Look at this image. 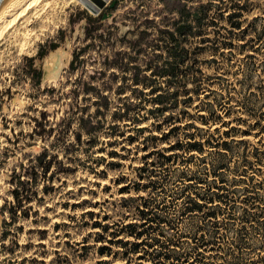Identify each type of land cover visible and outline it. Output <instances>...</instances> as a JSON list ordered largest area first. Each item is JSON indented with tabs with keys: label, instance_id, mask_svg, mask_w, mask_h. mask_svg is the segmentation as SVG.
I'll list each match as a JSON object with an SVG mask.
<instances>
[{
	"label": "rangeland",
	"instance_id": "374dc122",
	"mask_svg": "<svg viewBox=\"0 0 264 264\" xmlns=\"http://www.w3.org/2000/svg\"><path fill=\"white\" fill-rule=\"evenodd\" d=\"M111 1L107 0V6ZM236 2L243 7L242 12L231 19L230 14L238 11ZM190 3L207 8L206 21L201 34L186 40V61L179 64L181 73L171 78L156 72L155 63L151 62L157 53L159 64H165L169 58L168 43L159 40L149 43L148 39L157 38L152 34L142 40L145 45H132L152 25L149 21L172 23L179 19V12L167 9L162 0H118L108 23L119 26L115 46L128 51L133 62L126 71L116 66L110 71L118 70L113 80L115 87L125 84L129 90L121 97L112 95V108L93 144H88L89 137L83 134L82 142L76 143L72 151L66 145L75 141L76 130L71 129L63 142L56 135L68 98L53 97L43 89L58 87L67 80L65 71L73 51L84 43L83 12H93L82 0H27L0 24V264H99L104 260L121 263L125 259L122 243L134 240L121 229L137 220L139 201L130 198L147 195L149 190L144 186L147 180L139 191L134 183L137 166L142 164L146 153L144 145L148 144V149L155 145L166 148L178 139L184 142L194 136L206 139L210 133L236 141L223 156L226 163L223 177L240 187L242 198L255 193L257 199L251 211L259 216L253 217L240 233L243 240L239 248L233 238L241 228L242 208L230 219H224L227 223L220 228L217 244L200 247L203 251L200 261L189 255L185 262L170 259L164 264H264V158L259 162L253 155L255 146L264 149V0H190ZM138 25V30L128 32ZM53 42L60 46L40 58L41 47L48 48ZM28 57H33L34 66L42 70L40 85L31 74H26ZM58 60L62 63L60 70L46 75ZM87 62L88 73L94 67H102L100 61L93 62L92 58L88 57ZM77 75L76 71L72 77ZM175 84L183 85L184 89L179 104L165 114L149 113L156 95L151 87ZM132 87L144 88V93H132ZM125 98L139 107L119 119L114 110ZM170 114L176 117L173 122L166 120ZM43 117L48 120V128L55 127L48 136L35 132L37 120ZM172 126L174 129L169 133ZM216 137L212 139L214 142ZM238 140L247 144L241 148ZM45 151L51 162L47 174L38 164V156ZM201 152L189 157L188 149L181 151L180 162L171 165V169L211 168L216 148L205 143ZM27 171L31 173V198L19 207L12 194L15 187L12 178ZM178 178L167 192L159 193L158 201L178 205L167 212L175 220L174 232L182 235L177 248L182 252L191 245L193 232L200 231L203 223L199 215L180 216L183 198L174 196L170 190L178 189L181 183ZM128 183L131 191L122 192ZM240 203V207L246 205ZM226 211L221 210L219 217L227 218ZM85 212L88 213L83 215ZM105 224L107 231L102 228ZM112 232L119 235L113 236ZM104 245L109 247L106 250L109 255L99 254ZM145 247L143 244L140 248L142 254ZM135 260L139 264H154L148 254L141 259L135 255Z\"/></svg>",
	"mask_w": 264,
	"mask_h": 264
},
{
	"label": "trees",
	"instance_id": "16d2710c",
	"mask_svg": "<svg viewBox=\"0 0 264 264\" xmlns=\"http://www.w3.org/2000/svg\"><path fill=\"white\" fill-rule=\"evenodd\" d=\"M82 1L93 12L89 13L87 10L83 12V18L86 20L84 43L75 47L73 51L69 67L65 71L67 80L65 82L61 81L58 87L51 86L43 89L44 92L52 94L53 97L59 99L68 98L67 103L64 100L67 109L60 118L56 135L57 140L63 142L66 134L71 129L76 130L75 141L66 145L67 150L70 151L74 149L76 143L82 142L83 134H87L89 137L87 143L90 145L93 144L94 137L97 135L103 119L112 108V95L115 93L121 97L129 90V87L125 84L115 87L113 80L117 77L118 70L110 71V68L116 66L121 71H126L133 62V57H131L132 55L128 51L119 50L115 46L119 26L115 23H108L109 17L118 6V0H112L108 6L101 10L97 9L88 0ZM162 1L164 6L170 11L177 10L179 12V19L174 20L172 23H168L166 20H162L161 22L149 21L152 25L147 26L146 30L142 31L140 37L133 40L132 46H143L145 45L142 41L143 39L150 38L152 34L157 35L156 39H148V42L152 43L154 40H159L168 43L167 50L169 52V58L166 59L165 64L160 65V54L155 53V56L151 59V62L155 63L156 69L154 70L159 74H168L169 77L176 78L181 73L179 64L186 61L185 56H187V51L185 42L192 35L201 34L206 21L205 10L207 8L204 5L194 6L192 5L193 3H190V0ZM235 7H237L238 11L235 10L230 14L231 19L241 15L243 7L240 3L236 2ZM138 27L139 25L137 28L129 29L128 32H134L139 29ZM251 27H254V23L251 24ZM262 32L259 33V38ZM59 46L60 43L53 42L48 48L41 47L38 56L43 58L49 51L55 50ZM88 57L92 58L93 62L100 61L102 67H94L91 73H88ZM132 67L137 68L135 65H132ZM25 71L26 74H31L32 78H36L37 85L41 84L42 70L34 66L33 57H28ZM76 71L78 75L72 77ZM109 73L110 75H108ZM136 76H139L138 70L136 71ZM185 76L184 74L183 77ZM182 86L181 84L169 85L167 87L152 86V92L156 93L154 99L155 105L149 108V113L155 116L165 114L172 106L179 104L180 93L184 90ZM131 91L132 93L141 95L144 93V88L132 87ZM137 107H139V104H135L129 98H125L122 105L114 110V114L119 119H123L130 115ZM175 118L172 114L166 116V120L169 122H173ZM47 121L46 117L37 120V125L35 126V132L37 134H47L46 136H48L50 132L55 131V127H47ZM139 129H143V127H139ZM173 129L174 126L171 127L169 133ZM225 134L227 137L230 136L228 130L225 131ZM214 137L216 136L210 133L206 139L199 140L195 136L192 137L194 140L189 138L185 142L178 139L177 142L171 143L166 148H158L155 145L148 149L149 145H144L146 153L142 157V164L137 166L134 183L139 188L147 180L144 186L149 190L147 195H138L130 198L133 201H139L137 204V220L135 223L124 225L121 230L122 232L126 231V233L131 234L134 240L126 239L122 243L124 248L123 257L125 259L119 264H139L140 262L135 260V255H138V259H141L145 257V254L151 255L154 264H164L169 262L170 259H175L178 263H182L188 259L189 255H194L195 261H200L203 256V251L200 250V247L205 246L206 248L207 245L214 246L217 244L218 239L221 237L219 231L225 222L224 219H230L231 216L236 215L239 208H242L240 211L241 228L237 229L235 237L233 238V243L236 248H239V244L243 240L240 233L247 229V225L253 217L257 218L259 216L257 215L258 213H252L251 211V206L256 201L257 196L251 192L242 198L239 190L240 187L236 186L235 183L232 184V181L223 177V169L226 167L223 156L226 151L234 147L233 143L236 141L234 139L228 140L220 135L216 137L214 142L212 140ZM205 143L216 148L215 161L212 163L211 168L193 171L188 169H171V165L180 162L179 157L181 151L188 149V156L193 157L197 154L196 151L201 152L204 149ZM245 144L247 142L244 140L237 141V145L241 148ZM248 149L249 146L246 145V148H244L246 155L248 154ZM253 155L256 161L261 162L264 158V149L255 146ZM46 156V151L38 156V164L45 170V174L49 172L51 165V162L46 159ZM110 157L113 158V155H110ZM246 157H244V160H247ZM61 166L59 168H62ZM30 174L27 171L25 174H16L12 178L15 184L12 194L17 200L19 207L22 206L23 201L30 200L31 198ZM26 175H28L27 178ZM177 178L181 181L178 184V189L173 187L170 190L174 196L183 198L180 216L199 215L203 223L200 231L193 232L191 245L185 249L183 248L184 250L182 252L177 249L182 242V235L174 232L175 220L170 219L167 212L172 207L176 208L178 205L175 203L168 205L158 201L159 193L167 192L168 186L174 184ZM234 181L236 182V180ZM130 185L131 183L125 185L121 189L122 192L131 191ZM137 190L139 191L140 188ZM240 201L245 202L246 205L240 207ZM223 209L227 210V218L219 217V213ZM87 213L85 212L83 215ZM15 215L16 212L13 213V216ZM102 228L104 231H107L108 225L105 224ZM112 235L118 236L119 234L112 232ZM108 241L111 242V239ZM143 244L146 245L144 250L147 252H144V254L141 253L142 250L140 249ZM108 248L107 245L100 247L99 254L109 255L110 253L106 251ZM99 264H110V261H100Z\"/></svg>",
	"mask_w": 264,
	"mask_h": 264
},
{
	"label": "bare ground",
	"instance_id": "6f19581e",
	"mask_svg": "<svg viewBox=\"0 0 264 264\" xmlns=\"http://www.w3.org/2000/svg\"><path fill=\"white\" fill-rule=\"evenodd\" d=\"M26 1L27 0H8L5 3V5L3 6L2 10L0 11V24L7 17H9L11 14H13L14 11H16L18 8H20ZM61 64H62L61 60L56 61L54 66H53V69L51 71L47 70L45 74L46 75H49V74L51 75L53 72H54V74H56L60 70Z\"/></svg>",
	"mask_w": 264,
	"mask_h": 264
},
{
	"label": "water",
	"instance_id": "95a60500",
	"mask_svg": "<svg viewBox=\"0 0 264 264\" xmlns=\"http://www.w3.org/2000/svg\"><path fill=\"white\" fill-rule=\"evenodd\" d=\"M8 0H0V11ZM90 1L97 9L101 10L107 6V0H88Z\"/></svg>",
	"mask_w": 264,
	"mask_h": 264
}]
</instances>
